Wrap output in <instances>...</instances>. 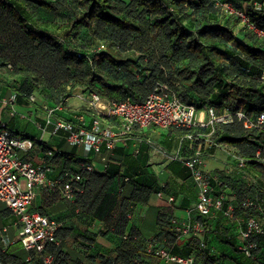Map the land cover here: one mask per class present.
<instances>
[{
    "label": "trees",
    "instance_id": "1",
    "mask_svg": "<svg viewBox=\"0 0 264 264\" xmlns=\"http://www.w3.org/2000/svg\"><path fill=\"white\" fill-rule=\"evenodd\" d=\"M256 1L263 0H242V6L239 7L233 4V0H80L81 12L70 17L67 24L61 25L45 22L41 16L42 10L58 13L60 7L58 9L55 3L44 0H0V36L7 23L6 15L17 24L19 30L12 42L6 45L8 50L5 52L17 62L15 67L9 69L6 63L0 64V72L10 77V83L6 84V93L8 91L11 95L16 94L17 104L20 105H30V98L35 96L36 101L31 106L37 105L40 110L44 106L55 109L53 118L57 116L56 119L85 127L91 126L97 116L90 108H84L79 113L72 112L75 114L68 113V101L72 94H83L87 101L96 94L111 103L126 100L143 103L161 83L169 85L183 103L195 106L199 112L209 106H214L218 111L226 108L231 111L246 108L251 114L264 111V87L259 78L264 67V38L259 37L249 27L254 25L264 30V13L253 8ZM223 4L232 6L235 12L228 13L222 7ZM237 12L244 14L248 23ZM82 28L90 29L94 39L99 42L80 44ZM147 34L151 36L149 46L147 45L148 51L144 46L137 48L133 45ZM102 41L104 43L101 46ZM162 43V50L156 48V45ZM238 50L247 56H237ZM223 60L229 61L233 66H240L244 73L240 72L239 75L222 64ZM257 62H261V66ZM172 72L178 78L176 82H171ZM79 117H83V121ZM106 121L111 124L117 120L107 118ZM217 127L218 132H215ZM51 129L53 130L52 127ZM178 129L181 133L177 145L179 139L188 133L199 137L194 142H185L183 157L193 155L199 146L204 152L215 153L218 149L216 143L220 144L222 141L241 149L249 148L246 137L260 131L245 129L238 122L232 125L218 124L200 130ZM12 130L37 142L35 137ZM58 135H63L66 139L64 133ZM208 140L215 145L209 146ZM187 146L195 149L190 155L183 153ZM121 147L124 152L121 151L120 155L127 157L126 160L115 157L117 146L108 155L106 171L85 173L81 192L70 202L79 212L80 219L88 224L94 220L96 214L102 213V204L115 178L122 191L132 185L131 196L124 198L125 209L121 214L119 232H115L117 236L113 237L114 242L121 240L120 244L116 245V250H102L97 236L103 232H81L79 235L84 243L78 247L80 256L75 253L74 258L72 253L65 250L64 242L71 232H63L62 221L56 220L61 223L58 236L62 244L60 247L49 248L54 256V264H84L86 261L90 264L98 261V264H114V261H122L123 264H150L146 259L153 257L144 251L147 239H142L134 230L128 233L125 230L134 207L144 202L154 187L156 195L159 192L165 195L164 189L167 185L150 165L142 174L131 169L133 166L129 158L139 159L143 147L152 150L151 148L142 145L139 154L135 156L133 149L128 151L129 154H123L128 149L125 145ZM255 148L257 150L262 147ZM48 150L54 149L43 151ZM74 154L75 150L69 156L74 157ZM57 157L51 159L52 164ZM84 160L86 159L81 158L75 161L70 158L75 167L64 171L57 178L78 172L79 164ZM118 162L121 164L116 166ZM170 162L181 164L186 172L185 179L191 178L190 170L180 161ZM112 165L117 167L115 172L111 171ZM148 177L153 181H149ZM211 184L216 195L224 192L225 186L227 189L229 186L227 182L223 185L214 178ZM233 196L237 211L242 214V200H238L236 194ZM217 216L222 219L221 215ZM198 219L206 227L203 239L207 244L210 242L207 236L208 221L202 216ZM173 220L170 223L176 228ZM171 233L174 236L180 235L178 232ZM126 234L130 236L127 240L123 238ZM219 241L223 246H229L230 251L238 252L236 240L226 233L219 236ZM199 244L200 238L193 236L190 237V249L187 253L177 254L172 249L171 252L184 257L196 255L195 258L203 264H224V259L216 252H211L208 244L203 251L199 249ZM18 250L19 244L6 251L0 247L1 262L23 264L15 253ZM239 255L233 254L229 257L236 260L240 258Z\"/></svg>",
    "mask_w": 264,
    "mask_h": 264
},
{
    "label": "built area",
    "instance_id": "2",
    "mask_svg": "<svg viewBox=\"0 0 264 264\" xmlns=\"http://www.w3.org/2000/svg\"><path fill=\"white\" fill-rule=\"evenodd\" d=\"M222 7L228 12L235 10L229 4ZM253 8L257 12L264 13V0L254 2ZM245 23L247 18L241 12ZM259 37L264 38V30L254 25H249ZM260 81L264 87V67L261 70ZM1 90V88H0ZM81 101L87 103L89 108L96 114L97 118L91 126H76L72 122L63 119H54L55 109L47 106L43 110L47 113L45 120L47 126L53 128V134L66 135V140L73 146H81L85 153L84 161L79 164V171L57 178L52 177L53 165L51 159L60 155L59 151H41L42 156L38 164L29 159L21 157L19 152L28 154L36 147L34 139L16 134L8 122L0 123V202L19 217L18 240L9 238L7 232H0V247L3 251L8 250L15 244H21L24 251L28 253L27 264H54V256L49 252L50 247H60L62 240L59 238L61 223L41 214L33 209L34 200L39 190L57 193L68 202H73L77 193L81 192L83 175L95 172L96 165L90 160L91 155L101 156L104 169L106 170L108 155L116 149L119 144H133L134 155H138L142 145H146L159 156L168 161H180L191 172L197 189L198 197L195 205L196 211L203 217L221 215L228 223L245 225L241 232H237L236 248L246 259L245 264H264V199L253 200L245 198L240 202L238 213L233 194H229L227 186L225 191L215 194L211 184L212 179L225 185L220 176H212L205 169V156L213 159L214 153H205L199 148L189 157L182 156L185 142L199 140L192 133L181 137L177 148L169 151L161 143L146 135L149 128L165 130L170 127L185 129H204L214 127L218 124L232 125L235 122L242 124L245 129H264V111L251 114L246 108L236 111L223 109L218 111L214 106L207 107L204 112L198 111L195 106L183 103L174 90L167 84H158L152 94L143 102L136 103L130 100L123 102H108L93 94L90 101H87L83 94H78ZM0 101L10 106V116H17L16 104L17 95L12 94L10 98H2ZM36 97L30 98V105L34 104ZM203 112V113H202ZM204 115V116H203ZM107 118L116 119V123L107 122ZM83 121V117L78 118ZM201 136V135H198ZM209 146L215 145L208 140ZM218 149L222 148L217 144ZM229 155H231L229 153ZM257 155H261L258 149ZM245 161L239 163L243 168ZM158 177L164 174V170L156 172ZM157 197H165L168 204L176 202L174 196H165L163 192L157 193ZM176 230L180 235L200 238L199 249L207 248L203 237L206 234V227L200 219L195 221L180 222L173 220ZM124 235V239H129ZM144 251L147 255L158 260V264H203L195 257H184L173 254L165 247L158 238L147 239L144 244ZM0 264H3L0 260Z\"/></svg>",
    "mask_w": 264,
    "mask_h": 264
},
{
    "label": "crops",
    "instance_id": "3",
    "mask_svg": "<svg viewBox=\"0 0 264 264\" xmlns=\"http://www.w3.org/2000/svg\"><path fill=\"white\" fill-rule=\"evenodd\" d=\"M5 96L7 99L10 98L11 93L7 91ZM19 106L21 110H16L17 116L14 118L10 116V106H0V123L8 122L10 127L12 124L23 127L21 119H28L29 124L26 125L27 130L33 131L34 129L35 134L31 135V137L37 139L35 149L28 154L19 152V155L29 159L36 165L40 162L42 156L41 151L52 148L60 151V155L52 164V177L61 176L64 171L74 168L75 164H71L70 161V158H73V156H69L72 151L67 149L72 144L68 142L63 135L52 133L51 126H47L45 123L47 113L43 109H38L36 107L37 105L19 104ZM27 112L34 116L29 117V115L24 114ZM35 116L40 117V121L38 120V122H36ZM54 118L56 119L57 116ZM145 133L172 151L177 146V140L181 132L180 129L172 127L168 130L149 128ZM46 135L48 136L47 140L45 139ZM246 138L247 141H249V148L245 147L241 149L232 146L233 149L228 152L223 149H217L213 159L205 156V169L208 172L225 173V176L230 181V184L228 182L229 186L227 191L228 193L236 194L238 200H243L245 198L262 200L264 199V130L257 131L254 135H248ZM121 145L122 144L118 145V152L116 151L115 157L120 160H126L127 157L120 155L121 151L124 152ZM256 146L262 147L261 155H257L258 149L255 150ZM132 148L133 144L129 142L127 145L128 150L123 154H129ZM194 150V148L187 146L183 153L190 155ZM229 153L231 155H229ZM129 159H131L129 162H131L133 166L130 168L135 170L134 172L140 174L146 171L148 165L157 173L164 170L161 181L167 185L164 189L165 196H174L176 202L173 205L168 204L166 201L167 197L164 199L158 198L154 192L155 187L152 188V193H150L148 198L134 207L132 216L128 219L125 231L128 233L134 230L142 239H153L157 237L164 246L170 250L172 249L173 252H177V254L187 253L190 249L188 245L190 237L178 234L174 236L171 232L178 231L170 222L173 219L180 222H189L195 221L201 217L195 209L198 189L193 179H185L184 175H186V172L183 171V166L181 164L165 160L162 156L156 155L152 150L146 147L142 148L139 159H134L133 157ZM90 160L95 163L97 172L104 173L106 171L101 156L91 155ZM242 160L245 161V166L243 168L239 167V163ZM120 164L121 163L118 162L115 165L119 166ZM116 168L117 167H113L112 165L111 171L115 172ZM132 189V185H128L126 189L122 191L115 178L102 204V213L96 214L94 220L89 221L88 224L80 219L79 212L74 209L71 203L63 199L57 193L39 190L33 203V209L43 213L51 219L62 221L63 232H71L64 241L65 250L72 253V256L75 258V253H78L80 256L78 247L84 243L79 235L81 232H91L94 234L103 232L97 236L98 244L102 246L101 243L106 239L112 241V248H116L113 237L117 236L115 232H119L121 214L125 209L123 207L125 202L124 198L131 196ZM202 218L208 221L209 229L207 232H241V229L245 227L243 223L235 224L223 221L220 216H213L210 218L202 216ZM1 231L7 232L11 239L13 235L16 236L15 238L18 237L19 228L17 227V219L2 202H0V232ZM209 239L210 242L213 241L212 235ZM110 247L108 249H110ZM229 254H227L228 257L230 256ZM192 256L196 257V255ZM146 260L152 264H158V260L155 258L148 257ZM245 262L246 261L237 258L238 264H245ZM224 264L226 263L224 262Z\"/></svg>",
    "mask_w": 264,
    "mask_h": 264
},
{
    "label": "rangeland",
    "instance_id": "4",
    "mask_svg": "<svg viewBox=\"0 0 264 264\" xmlns=\"http://www.w3.org/2000/svg\"><path fill=\"white\" fill-rule=\"evenodd\" d=\"M45 2H51V3H55L57 8L60 7V9L57 11L58 13H55V12H50V11H47V10H42L41 11V16H42V19L43 21L45 22H54V23H58V24H67L70 17L74 16L75 14H78L81 12L82 10V5H81V2L80 0H44ZM233 4L237 7L239 6H242V0H233ZM5 18L7 19V23H5V29L2 31L1 33V36H0V64L2 63H6L8 68H14L15 67V60L12 58V57H8L6 55L5 52H7L6 50V45L8 43H11L13 38L18 34V27H17V24L10 18L8 17V15L5 16ZM248 30V29H247ZM247 30H245V34L247 33ZM80 36H79V39H80V44L81 43H86V42H93L94 43H98L99 41L94 39V35H92V32L90 29H84L82 28L81 31H80ZM151 40V36L149 34L145 35V36H142L140 37L138 40L135 41V43L133 45H135L137 48H140V46H144L145 50L148 51V43L150 42ZM104 43L103 41L100 43V45ZM157 42H155L156 44ZM154 44V43H153ZM152 44V46H153ZM148 45V46H147ZM102 46V45H101ZM163 43L162 44H159V45H156V48H159V49H163ZM229 48H232V50L234 49L233 47H229ZM236 50V49H235ZM153 52V51H152ZM237 56H240L242 58L246 57L247 54L238 50L237 51ZM251 61H254L253 59H251ZM17 63V62H16ZM222 64H225L226 66H229L230 68H232L233 71L239 73L240 75V72L244 73L243 69H240L241 67L240 66H233L232 64H230L229 61H225L223 60L222 61ZM257 64L259 66H261V62H257ZM170 74V73H169ZM170 78H171V82H176V80L178 79L177 76L175 75L174 72L171 73L170 75ZM10 83V77L6 76L4 73H1L0 72V88H1V96L2 98L6 97V90H7V86L6 84H9ZM77 92H80V91H77ZM78 94L80 93H77L76 94H72L69 98L70 100L68 101V113H72V112H76V113H79L81 112L82 109L84 108H89L88 104L81 101ZM199 104H203V102H198ZM0 106H9L7 104H4L0 101ZM18 109V111H20V106L19 104H16V110ZM71 111V112H70ZM26 115H29L30 116H34L32 114H30L29 112L27 113H24ZM72 114H75V113H72ZM76 117V116H74ZM35 120L36 122H38V120L40 121V117H36L35 116ZM22 121V125L23 127H18V126H15L14 124L11 125V128L14 129L16 132L20 133V134H23V135H27V136H31V135H34L35 132H34V129L33 131H30V130H27L26 128V125H28V119H21ZM152 129V127L150 128ZM215 132H218V127L215 129ZM217 134V133H216ZM45 139L47 140L48 139V136L46 135L45 136ZM222 145V148L223 150H226V152L230 151L231 149H233L232 147V144L229 143V142H226V141H222L220 143ZM67 149L71 150V151H74L75 150V154H74V157L73 159L75 161H77L78 159H81V158H85V151L84 149L81 147V146H73V145H70ZM212 174V176H221L220 178H222L221 180H224L226 181L227 183L229 182L230 184V181L229 179L225 176V173H214L213 172H209ZM223 176V177H222ZM148 180L149 181H153L150 177H148ZM4 204V203H3ZM16 219H17V227L20 228L19 226V217L16 216ZM222 233H226L227 236L235 239V240H238L237 238V232H207V236H211L212 235V238H213V241L212 242H209L207 243L208 244V248L210 249L211 252H216V254H218L219 256H221L224 260V262L226 264H238L237 263V259H232L230 257H228V255L226 254H229L230 255H233V254H240V252L238 251H230L231 249L229 248V246H223V244L219 241V236L222 234ZM214 234V235H213ZM16 236L13 235L12 236V239L14 241H17L18 240V237L15 238ZM216 237V238H215ZM121 242V240H117L116 242H114V244L116 245H119ZM119 243V244H118ZM102 244V247L101 249L102 250H114L115 247L112 248V241L110 240H104ZM111 246V247H110ZM110 247V249H108ZM19 248L20 250L16 251L15 253L18 255L19 259L22 260L23 264H25L24 262H26V258L28 256V253H26L22 247L21 244H19ZM117 248H115L116 250ZM238 250V249H237ZM116 252V251H115ZM142 253V252H141ZM143 254V253H142ZM195 257V256H194ZM240 259L242 261H246V259L244 258V256L241 254L239 255ZM203 260H205L203 258ZM86 261V260H85ZM99 262V261H98ZM95 263V264H98ZM122 261H114V264H120ZM207 262V261H205ZM84 264H90L88 261H86ZM123 264V263H121ZM143 264H148V263H143ZM152 264V263H150ZM154 264V263H153Z\"/></svg>",
    "mask_w": 264,
    "mask_h": 264
},
{
    "label": "bare ground",
    "instance_id": "5",
    "mask_svg": "<svg viewBox=\"0 0 264 264\" xmlns=\"http://www.w3.org/2000/svg\"><path fill=\"white\" fill-rule=\"evenodd\" d=\"M204 116V115H203Z\"/></svg>",
    "mask_w": 264,
    "mask_h": 264
}]
</instances>
